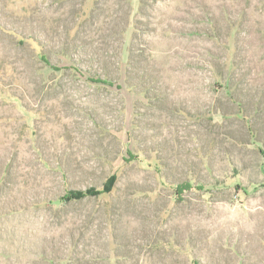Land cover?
Wrapping results in <instances>:
<instances>
[{
    "label": "rangeland",
    "instance_id": "1",
    "mask_svg": "<svg viewBox=\"0 0 264 264\" xmlns=\"http://www.w3.org/2000/svg\"><path fill=\"white\" fill-rule=\"evenodd\" d=\"M0 264H264V0H0Z\"/></svg>",
    "mask_w": 264,
    "mask_h": 264
},
{
    "label": "trees",
    "instance_id": "2",
    "mask_svg": "<svg viewBox=\"0 0 264 264\" xmlns=\"http://www.w3.org/2000/svg\"><path fill=\"white\" fill-rule=\"evenodd\" d=\"M192 187H193V185L190 183H183L182 185L178 186V188L179 189L181 188V190H183V191L191 189Z\"/></svg>",
    "mask_w": 264,
    "mask_h": 264
}]
</instances>
